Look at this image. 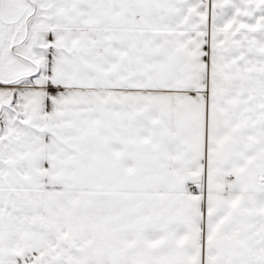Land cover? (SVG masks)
Instances as JSON below:
<instances>
[{
    "label": "snow or ice",
    "instance_id": "obj_1",
    "mask_svg": "<svg viewBox=\"0 0 264 264\" xmlns=\"http://www.w3.org/2000/svg\"><path fill=\"white\" fill-rule=\"evenodd\" d=\"M0 264H264V0H0Z\"/></svg>",
    "mask_w": 264,
    "mask_h": 264
}]
</instances>
